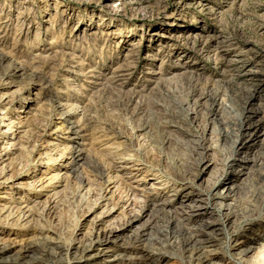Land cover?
Here are the masks:
<instances>
[{
  "label": "rangeland",
  "instance_id": "rangeland-1",
  "mask_svg": "<svg viewBox=\"0 0 264 264\" xmlns=\"http://www.w3.org/2000/svg\"><path fill=\"white\" fill-rule=\"evenodd\" d=\"M1 53L6 64L15 60L28 75L13 80L0 74V169L6 167L0 211L9 202L33 210L29 223H0V245L10 248L4 256L44 237L68 248L128 223L151 205L152 184H164L161 198L173 197L184 183L208 192L244 131L245 109L254 117L246 139L253 131L260 146L252 184L239 190L235 211L252 210L254 220L243 222L244 228L264 223V0H0ZM33 73L37 81L30 80ZM60 99L81 125L90 158L80 167L73 165L77 152H64L78 134L55 109ZM10 121L22 122L14 133L29 134L13 152L2 138L9 129L1 133ZM55 146L58 153L51 151ZM202 156L213 161L205 172L198 164ZM131 188L138 200L129 207ZM150 211L120 238L140 232L149 217L142 247L174 254L168 264H193L187 253L167 245L176 223L180 231L190 224ZM132 246H125L129 256L137 251ZM237 248L223 243L215 261L233 254L228 264H236L242 246ZM59 264H72L71 255H62Z\"/></svg>",
  "mask_w": 264,
  "mask_h": 264
},
{
  "label": "bare ground",
  "instance_id": "bare-ground-1",
  "mask_svg": "<svg viewBox=\"0 0 264 264\" xmlns=\"http://www.w3.org/2000/svg\"><path fill=\"white\" fill-rule=\"evenodd\" d=\"M6 27H8V25H6ZM5 60V55L1 53L0 74L2 73V78L6 77L14 80L15 78H24V76L26 77V75H28V71L21 63L14 60L6 64ZM37 75L36 73L29 75L30 80L37 81V79H39ZM66 106L67 105L64 104L61 99L54 102V107L57 111L59 110L62 122L69 124L70 127L67 128L76 130V134H78L80 131L79 127L81 126L80 122L72 121V108L63 111ZM14 111L18 112L19 110L14 109ZM2 113L6 114V111ZM31 115L32 117L38 116L37 113H31ZM242 116L241 123L244 131L237 135L233 151L225 158L222 172L211 182V187L208 192L195 191L192 186H186L184 183L182 187L176 188V186L174 188V193H171L173 197L161 198V193L164 192L165 189L164 184L162 186L152 184V189L154 188L156 190L151 193V205L146 204L142 206L140 212H137L128 223L124 222L118 225H111L99 231V233H91L87 236L88 240L86 243L71 247L68 246V248L66 247L67 249L58 243H51L52 239L47 237L38 239L37 241L27 242V244L22 246L19 252L14 256H4L8 253L10 248L6 245H0V264H59V260H62V255H71L72 264H123L125 261L132 259L136 260V264H168L175 258L174 254L165 250L149 252L142 247L144 244L143 242L148 239H146V237L150 234L149 230L151 226L146 227L148 224L151 225L149 217L147 219V224H145L146 226L144 225L145 227H143L140 232H135L132 236H128L127 238H120V234L131 228L132 224H134L138 218L142 217L145 212L150 210V208L151 211L156 209L160 212L168 213V216L172 217L173 221H175L176 218H181L183 221L190 224L187 230L184 231L183 229V231H180L176 223L172 227V236L174 238L171 239H174V241L167 244L169 246L178 247L184 253H187L190 263L228 264L233 261V254L228 257L220 258L221 261H215L216 258H218L219 247L225 243L230 250H235L237 247L242 246L238 252L239 259L236 264L248 263L250 259H254L256 264H264V223L254 229L244 228L246 224H243V222L248 225L254 220L252 210L247 209L243 213L235 211L239 190L242 189L244 185L251 183L249 180L252 172L251 166H254L256 163L254 159V150L260 146V135L257 133L253 134V131H251L250 136L246 139V131L253 126V122L250 121L254 117H251L250 109H245ZM1 121L5 122V117H2ZM14 126H19L18 129L23 127L21 121L16 123L15 121H10L1 132L5 134L9 129L10 133L2 138L8 140L6 142V150L12 148L11 152L15 149L18 150L16 146L28 143L29 141L28 130L23 131L22 129L19 131L17 129L16 131L19 132L16 134L12 131ZM82 137V135L78 134L76 137L71 138L73 139L72 145L64 148V152H69L70 154L77 152L73 159V165L77 167H80L81 163L85 162L88 157L90 158L84 148ZM244 148L248 150L247 155L238 156L240 150ZM46 150H49V147ZM51 151L58 153L60 150L58 146H55ZM64 152L60 154V157H64ZM1 155H4V153ZM58 158L56 154H53L51 161L55 163ZM198 164L201 166L200 171L205 172V170L213 164V161L207 156H202ZM62 166H66V164ZM5 168L6 167L0 169V179L4 176ZM232 174L233 177L231 178L230 176H232ZM54 176L55 179H59L60 170L56 171ZM165 181L166 180H164V182ZM134 189L136 188L129 189L131 193L125 195L126 205L129 207L138 200ZM142 191L147 192L146 189H142ZM148 193L150 194V191L147 192V194ZM230 200H233V202L230 203ZM123 201H125V199ZM153 201L154 203H152ZM114 209L115 207L108 209L98 222L103 221ZM1 213L2 215L7 213L4 216V220L0 219V223L2 224L9 223L8 220L11 218H17L16 220L18 221L24 220L26 223L33 220V210L32 206L30 207L29 204L18 207V205H12L9 202L8 205L2 208L0 214ZM244 231H249V234L246 236ZM127 243L133 245L132 247L137 250L135 252L136 254L134 253L133 256L127 254L128 252L125 248ZM64 251L66 254H63Z\"/></svg>",
  "mask_w": 264,
  "mask_h": 264
}]
</instances>
